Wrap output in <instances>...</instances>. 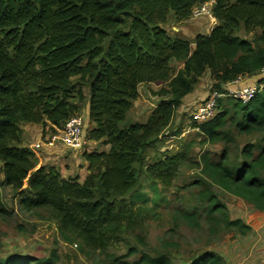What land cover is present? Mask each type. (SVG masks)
<instances>
[{
	"label": "trees",
	"instance_id": "obj_1",
	"mask_svg": "<svg viewBox=\"0 0 264 264\" xmlns=\"http://www.w3.org/2000/svg\"><path fill=\"white\" fill-rule=\"evenodd\" d=\"M209 1L0 0L1 184L17 192L24 208L52 209L59 231L77 235L91 250L115 247L143 228L152 209L128 200L140 176L171 186L190 160L192 142L148 162L149 150L172 123L183 97L206 69L215 76L213 88L220 89L264 68V0H213L217 23L193 42L167 29L171 13L186 19ZM241 28L253 34L251 40L237 34ZM176 62L183 67L176 70ZM149 83L165 85L156 94L161 99L145 122L128 124L140 85ZM86 99L93 124L87 138L110 149L83 152L88 164L83 181L63 177L54 165L38 166L36 153L24 143L22 124L60 129ZM218 109L213 119L192 125L206 142L226 144L217 158L201 155V174L264 211V89L246 103L220 99ZM256 133L262 136L241 148L242 161L234 165L229 144L235 134ZM202 197L218 224L243 234L251 230L230 219L212 191ZM4 212L0 207V215ZM182 217L199 225L196 211ZM141 262L171 264L167 255L144 254ZM0 264H57V258L8 257ZM110 264L128 262L115 257ZM191 264L226 263L205 252Z\"/></svg>",
	"mask_w": 264,
	"mask_h": 264
},
{
	"label": "rangeland",
	"instance_id": "obj_2",
	"mask_svg": "<svg viewBox=\"0 0 264 264\" xmlns=\"http://www.w3.org/2000/svg\"><path fill=\"white\" fill-rule=\"evenodd\" d=\"M234 1V0H230ZM171 13L167 29L172 35H180L193 42L198 32L206 33L213 25L207 18L179 19ZM260 33V30H257ZM237 34L251 40L253 34L241 28ZM194 46V45H193ZM178 70L183 65L173 64ZM242 76L240 83L253 76ZM215 76L209 70L203 73L194 89L183 97L182 105L177 108L170 126L164 130L156 145L149 150L148 162L154 156L167 150L176 152L192 142L189 162L180 171L171 186H163L142 174L139 184L128 200H134L152 209L145 218L141 230L123 237L117 246L105 250H91L85 247L81 239L70 232L62 234L58 229L56 213L50 208L26 209L21 205L17 192L1 184L0 164V207L5 212L0 215V259L18 256L49 258L56 255L57 264H110L115 257H121L128 264H146L142 256L167 255L171 264H191L195 258L205 252L220 255L226 264H264V211L253 204L234 196L205 179L199 166L201 155L209 152L213 157L219 156L226 144L224 142L208 143L199 135L197 128L192 127L190 112L201 102L213 88ZM165 86L159 83L142 84L139 97L127 115L126 122H145L161 99L156 95ZM88 99L89 90L85 88ZM87 99L78 114L85 120L86 130L92 127L87 117ZM24 143L29 146L38 159V166H50L51 159H45L47 151L34 149L43 135L57 133L58 129L48 126L44 129L38 124H22ZM262 135H237L229 144L230 159L234 165L242 161L240 150L251 141H258ZM109 146L101 142L90 141L85 150L74 155V162L69 163L70 170L63 168V177H76L83 181L88 174L81 164L84 151H108ZM81 152V153H80ZM72 153V152H71ZM70 153V154H71ZM82 157V158H81ZM49 160V161H48ZM84 162V160H83ZM61 171L60 165H54ZM86 177V176H85ZM206 190L212 191L221 203L230 219H240L249 225L251 230L243 234L234 227L218 224L214 215L209 213V201L203 198ZM197 212L199 225H190L182 217L183 212ZM218 216V215H215Z\"/></svg>",
	"mask_w": 264,
	"mask_h": 264
},
{
	"label": "built area",
	"instance_id": "obj_3",
	"mask_svg": "<svg viewBox=\"0 0 264 264\" xmlns=\"http://www.w3.org/2000/svg\"><path fill=\"white\" fill-rule=\"evenodd\" d=\"M214 1L203 3L193 8L192 17L194 18H207L214 26L217 20L213 13ZM242 76L235 81L228 82L220 89L214 88L210 93L198 103V105L191 110L190 119L195 123H203L213 119L218 114L219 100L226 98H233L240 100L243 103L250 101L258 92L264 89V68L258 73V79L255 83L249 85H242L240 83ZM58 129V128H57ZM60 142L64 147L74 150L82 151L87 148L90 140L87 138V130L85 120L80 115L70 117L58 129L57 133L48 134L39 142L34 143V149H42L45 146H53Z\"/></svg>",
	"mask_w": 264,
	"mask_h": 264
},
{
	"label": "crops",
	"instance_id": "obj_4",
	"mask_svg": "<svg viewBox=\"0 0 264 264\" xmlns=\"http://www.w3.org/2000/svg\"><path fill=\"white\" fill-rule=\"evenodd\" d=\"M211 29L208 30L206 33L198 32L197 34H208L211 31ZM257 79H258V75L253 76L252 79H250L248 81H243L241 84L244 86L249 85V84H253L257 81ZM85 109H86L87 117L89 119V100L87 102V107ZM92 126H93V124H92ZM44 149H45V151H47V154H48V155H46L45 159H49V160L51 159V161L54 162V163H51L52 165H60L62 173H63L62 166L64 167V169L66 170V173H67V171L70 170L69 169L70 166H68L70 161H71V163L74 162L73 158H74L75 153L76 154H77V152L79 153V151L76 152L74 150H71V149L64 147L60 142L56 143L53 146H45ZM81 156H83V154ZM83 160H84V162H83ZM81 164L84 165L86 168L88 166L87 161L84 157L82 158ZM86 175H87V173H86ZM86 175L84 174L83 178H85Z\"/></svg>",
	"mask_w": 264,
	"mask_h": 264
}]
</instances>
